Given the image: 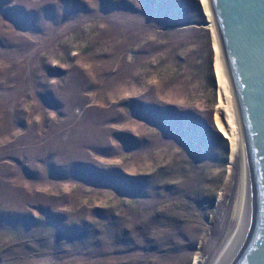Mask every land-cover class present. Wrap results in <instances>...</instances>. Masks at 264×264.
<instances>
[{
    "label": "rangeland",
    "instance_id": "obj_1",
    "mask_svg": "<svg viewBox=\"0 0 264 264\" xmlns=\"http://www.w3.org/2000/svg\"><path fill=\"white\" fill-rule=\"evenodd\" d=\"M213 27L198 0H0V264H217L245 157Z\"/></svg>",
    "mask_w": 264,
    "mask_h": 264
},
{
    "label": "water",
    "instance_id": "obj_2",
    "mask_svg": "<svg viewBox=\"0 0 264 264\" xmlns=\"http://www.w3.org/2000/svg\"><path fill=\"white\" fill-rule=\"evenodd\" d=\"M236 100L246 200L236 237L218 264H264V0H209Z\"/></svg>",
    "mask_w": 264,
    "mask_h": 264
},
{
    "label": "bare ground",
    "instance_id": "obj_3",
    "mask_svg": "<svg viewBox=\"0 0 264 264\" xmlns=\"http://www.w3.org/2000/svg\"><path fill=\"white\" fill-rule=\"evenodd\" d=\"M201 1L202 4H204L206 11L210 14L211 19L214 22V17L211 12V7L209 4V0H198ZM213 35H214V47H215V72H216V77L218 80L219 88L221 93L224 96L223 103H225L226 108L225 111L228 115L229 118V127H230V139L233 144V150L237 151L238 149L241 150L242 154L244 155V146H243V139H242V132H241V125H240V119H239V114H238V109H237V104L236 100L233 94L231 82L228 76L227 68H226V63L223 57L222 50L219 46V42L217 41V38L215 36V27H213ZM220 104H222L220 102ZM245 157V155H244ZM242 187H241V198L239 200V205H238V214H237V219H238V228L237 231L235 232L232 240L228 244L227 248L223 252L221 258L233 242L234 238L236 237L238 230L240 228L242 218H243V213H244V207H245V200H246V167L244 169V176L242 180ZM219 259V261L221 260ZM217 262V264L219 263Z\"/></svg>",
    "mask_w": 264,
    "mask_h": 264
}]
</instances>
